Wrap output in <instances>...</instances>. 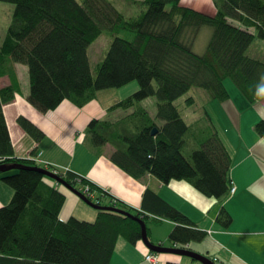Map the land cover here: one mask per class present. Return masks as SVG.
Masks as SVG:
<instances>
[{"label":"trees","instance_id":"1","mask_svg":"<svg viewBox=\"0 0 264 264\" xmlns=\"http://www.w3.org/2000/svg\"><path fill=\"white\" fill-rule=\"evenodd\" d=\"M120 1L126 2L124 9H133L132 15L111 0H0L14 5L0 46V79H10L0 89V181L13 191L10 202L0 207V264H109L119 238L131 245L141 242L139 223L113 212L97 211L92 223L60 220L62 186L34 170L43 165L14 154L2 109L20 89L14 65L26 67L27 102L43 114L64 101L82 108L101 91L137 82L134 94L107 110V116L115 111L121 116L89 122L90 148L109 145L110 162L134 180L150 175L162 184L184 181L218 201L230 195L231 159L207 113L188 125L174 103L193 88L205 91L210 101L224 102L229 98L226 79L248 103L264 98V62L247 55L256 39L264 42V0H212V15L181 0ZM203 28L210 29V38L198 54L193 48ZM103 33L111 41L92 72L88 48ZM149 98L155 100L154 116L142 105ZM17 124L35 142L45 138L24 117ZM254 131L264 139V120ZM78 177L61 175L76 190L88 187L93 203L127 212L145 226L149 217L173 223L172 246L183 248L206 236L149 189L135 210ZM231 220L221 208L216 222L227 228Z\"/></svg>","mask_w":264,"mask_h":264},{"label":"crops","instance_id":"2","mask_svg":"<svg viewBox=\"0 0 264 264\" xmlns=\"http://www.w3.org/2000/svg\"><path fill=\"white\" fill-rule=\"evenodd\" d=\"M181 4L209 15L215 13L212 0H181ZM14 72L20 89L14 100L2 109L16 157L30 159L39 152L45 161L85 178L98 187L100 194L103 192L108 199L135 210L141 209L143 194L149 189L205 232L201 242L190 243L184 249L205 256L214 264H264V139L254 131V126L264 120V98L250 104L240 93L231 90L228 100H208L206 103L215 108L216 121L205 112L229 153L230 181L235 189L225 200L218 201L204 197L184 181L162 184L150 175L140 180L130 178L110 162L112 148L109 145L92 149L85 135L92 119L107 118L109 105H103L97 98L82 108L64 101L54 111L40 113L27 102L26 67L14 65ZM9 85L7 76L0 79V89ZM154 113L149 114L154 116ZM19 117L32 122L45 138L40 142L32 140L18 126ZM59 190L65 196L59 215L61 221L72 217L95 221L97 211L89 212L81 206L83 202L77 196L63 187ZM12 196L13 191L0 181V207L7 205ZM221 208L232 219L227 228L216 222ZM148 222L151 225L147 226ZM146 227L152 244L174 247L168 241V235L175 227L173 223L149 217ZM147 252L142 242L131 245L119 238L109 264H151L144 260ZM167 263L200 264L168 254H158V261L154 264Z\"/></svg>","mask_w":264,"mask_h":264},{"label":"rangeland","instance_id":"3","mask_svg":"<svg viewBox=\"0 0 264 264\" xmlns=\"http://www.w3.org/2000/svg\"><path fill=\"white\" fill-rule=\"evenodd\" d=\"M114 7L120 11H124L126 15H132L133 9H124L125 3L124 1L120 0H111ZM182 5V4H181ZM185 6V5H184ZM189 7V6H186ZM192 8V7H189ZM194 9V8H192ZM196 10V9H195ZM14 13V5L10 3H4L0 2V46L2 44V41L5 37L6 30L11 22L12 16ZM122 37H125L124 35H121ZM210 38V29L203 28L200 30L197 39L194 43V52L198 54H203L205 51V47L207 45V42ZM111 38L108 34L103 33L94 43L90 45L88 48V61L89 66L92 72H94L95 67L98 63H100L103 58L105 57V54L108 50L109 44H110ZM247 55L251 58H256L260 61H264V42L261 40L256 39L250 48L247 51ZM22 76V75H21ZM224 86L226 90L231 93V90H234L237 94L240 92L237 90V88L234 86L232 81L230 79H226L224 81ZM138 90V84L137 82H131L127 84L126 86H123L118 89H107L104 91H101L98 93L97 100L98 102L102 103L103 105H109L112 106L115 101L123 100L130 95L134 94ZM240 95V94H239ZM207 93L200 89H191L186 95L178 99L174 104L177 106L178 110L180 111L184 121L189 125L193 123L194 120L201 118L204 116L205 111L212 117L214 121H216V116L213 113L215 110L214 107L210 106L209 104H206L209 100V97L207 98ZM187 98H193L195 103L193 105H187L185 103V100ZM210 101V100H209ZM209 103V102H208ZM142 105L146 107L149 113H154V107H155V100L153 98H149L142 102ZM212 113V114H211ZM122 115L121 111H115L107 116L110 117V119L118 118ZM218 126L221 128V124L218 123ZM43 159V157L41 158ZM44 160V159H43ZM45 161V160H44ZM47 162V161H46ZM66 169V168H62ZM63 175V174H61ZM61 175H57L61 177ZM85 204V203H84ZM82 203L81 206L83 208H86L89 212H94L96 210L90 208L87 205H84ZM79 212V210H78ZM79 213H76L78 215ZM81 217V216H77ZM75 218V217H73ZM77 219V218H75ZM80 218H78L79 220ZM83 219V218H82ZM85 221V220H80ZM87 222V221H85ZM92 223V222H89ZM151 225L150 222L147 223V226Z\"/></svg>","mask_w":264,"mask_h":264},{"label":"water","instance_id":"4","mask_svg":"<svg viewBox=\"0 0 264 264\" xmlns=\"http://www.w3.org/2000/svg\"><path fill=\"white\" fill-rule=\"evenodd\" d=\"M156 133V129H153L151 131V135H154ZM35 171L39 172L42 176H45L46 178L56 182L59 186H62L63 188L70 191L72 194L77 196L83 203H85L90 208L96 210V211H106V212H113L116 214H119L124 217L131 218L139 223L141 228V242L142 244L147 248L148 251L155 253V254H168V255H174V256H180V257H186L193 261L199 262L200 264H214L213 260L202 256L200 254H197L195 252H192L189 249L184 248H176V247H164L162 244H152L147 236L146 232V226L142 219L140 218H134L129 213L120 211L113 207H107V206H99L95 203H93L90 199H88L87 196L73 188L72 186L68 185L61 177L56 176L52 174L51 172L43 169V168H34Z\"/></svg>","mask_w":264,"mask_h":264},{"label":"built area","instance_id":"5","mask_svg":"<svg viewBox=\"0 0 264 264\" xmlns=\"http://www.w3.org/2000/svg\"><path fill=\"white\" fill-rule=\"evenodd\" d=\"M42 158V154L41 153H36L34 156H32L30 158V160L38 163V164H41L44 166L43 169L47 170V171H50L52 174L54 175H65L66 172H70L68 169H62L60 167H57L53 164H50L49 162H46L44 161ZM80 177H78L77 179H79ZM80 180V179H79ZM235 191L234 187H231L230 191H229V194H233ZM79 192H81L82 194H84L85 196L93 199L94 198V195H90L88 194V187H84V189H80ZM176 248H180L179 246H174ZM185 248V247H183ZM144 260L148 263H151V264H154L158 261V254H155V253H152L150 251H148L146 253V255L144 256Z\"/></svg>","mask_w":264,"mask_h":264},{"label":"bare ground","instance_id":"6","mask_svg":"<svg viewBox=\"0 0 264 264\" xmlns=\"http://www.w3.org/2000/svg\"><path fill=\"white\" fill-rule=\"evenodd\" d=\"M50 172V171H49ZM56 183V182H55ZM79 191V190H78Z\"/></svg>","mask_w":264,"mask_h":264}]
</instances>
